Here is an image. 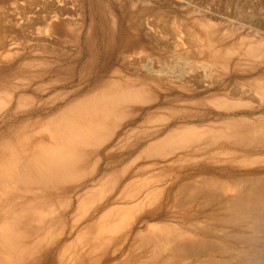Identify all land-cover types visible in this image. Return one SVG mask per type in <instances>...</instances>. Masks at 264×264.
Returning <instances> with one entry per match:
<instances>
[{
  "label": "bare ground",
  "instance_id": "1",
  "mask_svg": "<svg viewBox=\"0 0 264 264\" xmlns=\"http://www.w3.org/2000/svg\"><path fill=\"white\" fill-rule=\"evenodd\" d=\"M248 52L256 55L260 48L253 45ZM145 76L101 77L86 91L71 92V101L61 92L56 96L62 105L54 115L53 109L50 116L38 108L33 118L0 131V264H39L54 250L60 264H95L102 247L123 231L134 247L147 248L142 263H216V253H227L264 264V252L250 247L259 238L264 241V172L238 170L258 164V153L264 152V116L198 123L197 114L203 115L198 109L177 106L167 117L181 120L161 128L154 115L162 110L148 103L158 97L162 78ZM173 77L183 86L190 80ZM26 93L16 98L13 115L33 99ZM228 98L216 99V105L226 107ZM143 104L149 106L148 118L136 112ZM130 122L135 127L123 133ZM207 156L218 158V170L205 163ZM103 157L106 166L99 171ZM181 158L186 169L180 164L175 170L163 168L166 160L175 166ZM165 178L170 180L167 202L160 188ZM171 208L186 228L158 222L135 234L137 222L159 218ZM198 223L204 227L197 228ZM214 223L227 230L220 240L209 235ZM245 229L250 237L239 232Z\"/></svg>",
  "mask_w": 264,
  "mask_h": 264
},
{
  "label": "rangeland",
  "instance_id": "2",
  "mask_svg": "<svg viewBox=\"0 0 264 264\" xmlns=\"http://www.w3.org/2000/svg\"><path fill=\"white\" fill-rule=\"evenodd\" d=\"M205 28L213 34L205 33ZM253 45L260 48L256 55L248 52ZM117 73L131 79H136L135 74L146 75V80L162 78L163 88L158 97L148 103L162 110V116L154 115L157 118L154 124L159 127L164 124L161 128L168 129L181 120L169 119V111L177 106L198 109L203 114H197L198 123L233 116L261 118L264 116V0H0V102H10L0 110V131L33 118L38 108L52 116L53 110L54 115L62 105V100L57 99L59 93L70 96L66 98L71 101L74 90L86 91L97 81ZM177 75L190 80L183 86L173 77ZM168 77L171 79L167 80ZM25 91L33 99L22 106L23 112L20 109L13 115L16 98ZM226 96L230 97L226 107L216 105V99ZM47 101L48 104H43ZM148 105L136 109L139 116L144 113L142 116L148 118ZM134 125H124L123 133ZM258 154V164L238 170L264 172V152ZM203 159L215 169L220 166L218 158ZM103 161L104 157L96 166L99 171H103L100 166H106V160ZM163 163V168L171 165L173 170L180 165L186 169L188 165L184 158L176 161L175 166L171 161ZM169 185L166 178L160 184L166 190L163 202L169 201ZM158 222L173 223L180 228L187 226L181 223L176 209L171 208L159 218L145 217L137 222L135 234L139 231L145 234L151 224ZM197 225L204 227V223ZM224 230L214 223L209 235L220 240ZM239 232L247 237L251 235L247 229ZM123 233L115 234L110 244L102 247L101 261L95 264H148L142 263L143 256H149L145 252L147 248L134 247L133 238L125 240ZM259 239L250 247L252 251L255 247L256 253H263L264 241ZM121 242L123 245L118 248ZM54 253L55 250L39 264H60ZM135 255L141 256V260H136ZM214 258L219 261L205 264H250L244 258L231 259L227 253H216ZM152 263L157 264L149 262ZM184 264L204 263L196 260Z\"/></svg>",
  "mask_w": 264,
  "mask_h": 264
}]
</instances>
